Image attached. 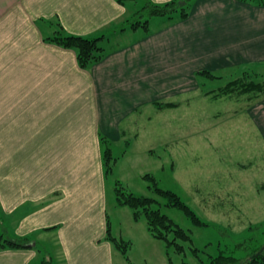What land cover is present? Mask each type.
Listing matches in <instances>:
<instances>
[{
    "label": "crops",
    "instance_id": "0c3cea01",
    "mask_svg": "<svg viewBox=\"0 0 264 264\" xmlns=\"http://www.w3.org/2000/svg\"><path fill=\"white\" fill-rule=\"evenodd\" d=\"M130 4L0 0V210L13 235L31 239L0 249V264H121L106 239L101 137L118 149L143 117L188 105L199 71L264 65V6L196 0L187 18L121 40ZM59 22L107 33L102 60L82 68L74 49L47 41ZM248 116L264 141V99Z\"/></svg>",
    "mask_w": 264,
    "mask_h": 264
},
{
    "label": "rangeland",
    "instance_id": "374dc122",
    "mask_svg": "<svg viewBox=\"0 0 264 264\" xmlns=\"http://www.w3.org/2000/svg\"><path fill=\"white\" fill-rule=\"evenodd\" d=\"M130 3L134 7L130 17L134 18L144 1ZM165 20L161 16L152 18L150 28H159ZM142 31L143 28L136 34L130 29L121 40L137 37ZM246 70L264 75V65L215 71L221 77L217 79L196 74L199 89L190 93L188 105L180 110L159 112L151 122L142 116L139 124H133L128 138L114 150L118 159L106 178L107 212L113 235L131 242L128 250L131 262L211 264L208 255L223 251L245 258L250 252L246 248L264 244V141L248 116V109L264 98L251 93L218 97L206 94L218 92ZM147 174L160 187L177 192L209 223L196 226L183 211L162 206L164 213L190 232L193 245L206 251L200 254L203 261L186 244V253H173L172 263L164 242L149 233L145 217L136 220L132 208L117 204V181L135 194L155 196ZM257 224L262 225L250 230ZM253 236L246 246L237 244ZM120 255L121 264H131ZM122 256L127 262H122Z\"/></svg>",
    "mask_w": 264,
    "mask_h": 264
},
{
    "label": "trees",
    "instance_id": "16d2710c",
    "mask_svg": "<svg viewBox=\"0 0 264 264\" xmlns=\"http://www.w3.org/2000/svg\"><path fill=\"white\" fill-rule=\"evenodd\" d=\"M117 1L121 4H127L131 1L137 2L138 0ZM143 1L144 3L140 9L136 11L135 17H130L118 28L125 29L126 27H129L137 29L142 27L146 32H148L150 30V21L154 17L161 16L169 19L187 18L190 15L196 0H169L164 3H155L152 0ZM239 1L257 6H264V0ZM58 26L59 29L55 32V34L47 36L46 40L65 48L74 49L77 53L79 65L82 68L89 67L91 64L102 60L105 56L107 51V47L105 45L107 33H102L98 36H83L66 32L60 22L58 23ZM197 76L208 79L221 78L209 70L199 71ZM212 93H214V97L251 93L253 96L256 94L258 97L260 96L264 98V75H261L259 72L254 70L243 71L240 76L232 79L225 86L220 87L218 92L208 91L206 94ZM168 104L172 105L174 103ZM101 142L104 148V171L106 177H108L113 170V164L116 162L117 158L114 155V149L111 141L102 136ZM145 177L151 180L150 188L154 191L155 196L135 194L124 187L120 181H117L115 189L117 204L132 208L133 216L136 220L145 217L149 233L153 238L164 242L167 256L172 263H174L172 257L173 253H186V244H190V248L193 251L194 256L203 261L204 257L200 254L206 253V251L193 245V238L190 232L176 223L169 215L164 213L162 211V206L175 207L183 211L196 226L209 225V223L204 221L177 192L160 187L158 182L150 174H147ZM261 225L262 224H257L256 226L253 225L250 227V230L258 229ZM56 227L54 226L46 229H53ZM253 238H255V236L245 238L237 242V244L239 246H246V244H249L248 240ZM106 239H108L114 248L120 251V253H122L128 261L131 260L128 256V250L131 242L124 238L119 239L113 235L109 220ZM30 241L31 239L28 237H18L10 232L4 222L2 211L0 210V249L7 247H27L25 244ZM36 245L39 246L40 244L37 242ZM246 249H249L250 252L245 258L237 257L233 254H225L223 251H221L218 255L208 256L211 264H264V244L258 243L253 248ZM130 263L135 264L131 261ZM36 264H53V261L48 256H45Z\"/></svg>",
    "mask_w": 264,
    "mask_h": 264
},
{
    "label": "water",
    "instance_id": "95a60500",
    "mask_svg": "<svg viewBox=\"0 0 264 264\" xmlns=\"http://www.w3.org/2000/svg\"><path fill=\"white\" fill-rule=\"evenodd\" d=\"M25 245L29 246V244H28V243H26Z\"/></svg>",
    "mask_w": 264,
    "mask_h": 264
}]
</instances>
